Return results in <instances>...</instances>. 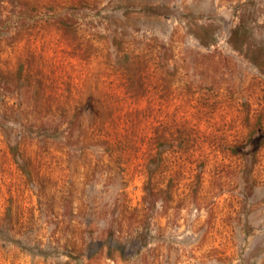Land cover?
Here are the masks:
<instances>
[{
    "label": "rangeland",
    "instance_id": "obj_1",
    "mask_svg": "<svg viewBox=\"0 0 264 264\" xmlns=\"http://www.w3.org/2000/svg\"><path fill=\"white\" fill-rule=\"evenodd\" d=\"M0 264H264V0H0Z\"/></svg>",
    "mask_w": 264,
    "mask_h": 264
},
{
    "label": "trees",
    "instance_id": "obj_2",
    "mask_svg": "<svg viewBox=\"0 0 264 264\" xmlns=\"http://www.w3.org/2000/svg\"><path fill=\"white\" fill-rule=\"evenodd\" d=\"M255 153H256V150L252 153V160H253V164H254V162H255ZM247 165V167L249 168L251 165H249V164H246ZM154 175V170L153 169H151V177Z\"/></svg>",
    "mask_w": 264,
    "mask_h": 264
}]
</instances>
